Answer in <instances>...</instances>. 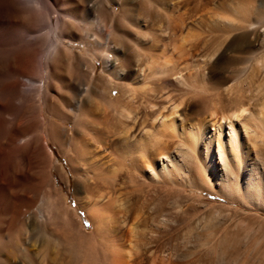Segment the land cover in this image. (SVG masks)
Here are the masks:
<instances>
[{
    "label": "bare ground",
    "instance_id": "bare-ground-1",
    "mask_svg": "<svg viewBox=\"0 0 264 264\" xmlns=\"http://www.w3.org/2000/svg\"><path fill=\"white\" fill-rule=\"evenodd\" d=\"M110 1L0 0V187L15 197L7 215L0 189V264H142L135 231L141 241L171 214L156 198L134 209L138 186L208 180L229 195L234 176L264 194V111L243 86L252 39L216 75L189 39L131 38L148 25ZM69 174L74 205L57 184L70 189ZM160 256L151 263L173 264Z\"/></svg>",
    "mask_w": 264,
    "mask_h": 264
},
{
    "label": "rangeland",
    "instance_id": "rangeland-1",
    "mask_svg": "<svg viewBox=\"0 0 264 264\" xmlns=\"http://www.w3.org/2000/svg\"><path fill=\"white\" fill-rule=\"evenodd\" d=\"M63 1L59 0L60 3ZM68 1L83 3V0ZM86 1L100 3L101 0H84ZM119 1L111 0L110 3L117 9ZM123 1L132 8L131 20L145 21L148 25L142 30L131 28V38L139 37L151 41V35L159 34L160 29L167 31L166 35L173 34L177 39L183 37L185 46L193 44L194 51L206 55V67L216 75L220 73L222 75L221 67L225 66L224 61L231 55V48L238 46L244 37L252 39L253 50L256 51L258 59L252 61V68L248 70L243 86L248 94L253 96L251 97L254 106L252 105L251 109L256 113L264 111V0ZM167 17H171V20ZM244 20L255 23L252 27L247 26V21L244 23ZM169 22H172V25ZM171 26L177 28L172 30ZM102 66V62H98L97 72ZM53 150L59 162L67 166L64 157L54 147ZM262 161L264 164V159ZM263 168L264 165L259 169L264 177ZM193 172L196 174V168ZM191 177L194 178V184L199 182L200 178L196 175ZM231 178L235 187L233 186L229 195L217 193L215 190H219L218 184L208 180L201 190L193 186L185 188L177 186L169 192L163 188L138 186V190H135L134 209L148 212L149 207L150 209L154 207L156 200L160 199V205L165 209L169 208L171 214L168 226L155 232L144 229L141 241V235L139 236V233L142 234V229H139L141 227L135 231L140 242L137 241L138 249L139 247L142 249V264H152L154 255L170 256L173 264H264V194H256V185L251 187L245 182L239 184L234 176ZM70 179V189L58 176L57 184L63 185L64 191L74 205L71 175ZM260 185L264 188V184ZM0 189L4 198L10 202L5 212L8 215L14 209L15 197L9 194L10 189L6 186H1ZM245 192H248V197L245 196ZM80 214L84 216V213ZM85 223L90 229L89 221L85 220Z\"/></svg>",
    "mask_w": 264,
    "mask_h": 264
}]
</instances>
